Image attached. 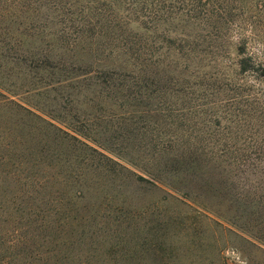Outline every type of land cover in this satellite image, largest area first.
I'll return each instance as SVG.
<instances>
[{
	"label": "trees",
	"instance_id": "obj_1",
	"mask_svg": "<svg viewBox=\"0 0 264 264\" xmlns=\"http://www.w3.org/2000/svg\"><path fill=\"white\" fill-rule=\"evenodd\" d=\"M86 1L56 36L57 50L90 42L103 47L113 67H66L36 38L18 48L21 62L9 60L0 69V264H106L97 248L112 238L113 247L128 240V188L175 192L171 179L193 169L212 171L218 179L208 184L226 187L225 176L264 169V89L240 78L251 73L264 85V62L246 52V22L236 19L247 10L235 6L238 0ZM167 22L176 27L158 33ZM148 23L156 30L152 40L145 36ZM233 26L236 59L228 67L222 49L232 44ZM21 63L22 74L8 75ZM150 80L156 92H148ZM54 86L77 93L83 87L94 96L87 97L91 104L132 111L154 105L146 125L155 138L138 141L137 149L135 142L107 148L95 136L93 117L69 116L78 97L69 100V110L48 98ZM148 211L131 216L141 222ZM155 219L153 236L160 239L165 224Z\"/></svg>",
	"mask_w": 264,
	"mask_h": 264
},
{
	"label": "rangeland",
	"instance_id": "obj_2",
	"mask_svg": "<svg viewBox=\"0 0 264 264\" xmlns=\"http://www.w3.org/2000/svg\"><path fill=\"white\" fill-rule=\"evenodd\" d=\"M73 2L77 4L74 6ZM86 3V0H0V69L6 61L18 59L17 62H21L18 48H28L32 42H36V38H40L36 42L37 46L54 48V61L61 59L66 67L67 64H75L82 68L73 69L83 71L85 68L99 70L113 67L114 59L103 52V47L99 49L90 42H82L68 51L57 50L59 45L56 36L61 30L65 32L70 28L67 22L71 13L79 11ZM235 6L247 10L246 14L241 13L236 19L237 25L243 24L244 19L246 22L242 33L247 40V54L264 62V0H238ZM148 24L149 30L145 36L152 40L156 30L152 23ZM174 27L175 23L160 24L157 32L163 35ZM136 28L137 25H130V29ZM235 29L233 26L229 35L232 44L228 49H222V62L228 67L236 59L232 46L238 36ZM188 30L195 32L193 28ZM93 41L97 45L98 41ZM4 46L10 49L5 51ZM147 58L152 65L153 55L148 54ZM10 69L8 75H20L24 67L21 63L16 69L14 66ZM35 72L32 71L37 82H44ZM189 72L191 69L188 73L185 71L186 75ZM99 77L102 75L99 74ZM240 78L256 88L264 89L261 80L251 73L242 74ZM152 84L150 80L148 92H156ZM53 89L57 90L48 98H58L63 107L66 105V110L71 107L69 100L78 97L69 116L79 111L80 122L89 119L87 115L93 117L92 124L98 132L95 136L107 148L115 151L118 149L116 143L127 146L129 142H135L134 147L137 149L138 141L156 136L154 133L149 135L151 129L146 125L147 111L154 110V105L142 104L132 111L128 106L122 109L107 102L88 103L87 97L94 96L83 87L78 93L68 86H54ZM127 156L134 158L130 153ZM213 174L203 169L176 173L171 179L177 188L175 192L163 187L160 191L143 189L140 193L135 192V188H124H128L127 208L130 211L128 240L113 247L115 241L112 238L102 247L99 246L97 253L102 259H107L106 264H264V169L225 176L226 187L209 185L208 180L214 183L218 179ZM220 179L222 181V177ZM184 194H188L189 198H184ZM143 208L149 211L141 222L131 216V213ZM155 218L159 219L160 224L163 221L165 224L158 230L160 239L153 236L157 227ZM122 253H126V259L119 260Z\"/></svg>",
	"mask_w": 264,
	"mask_h": 264
}]
</instances>
